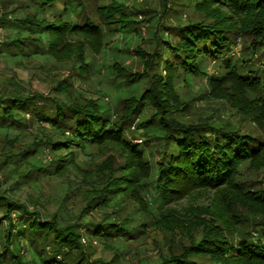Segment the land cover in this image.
<instances>
[{
    "label": "trees",
    "instance_id": "obj_1",
    "mask_svg": "<svg viewBox=\"0 0 264 264\" xmlns=\"http://www.w3.org/2000/svg\"><path fill=\"white\" fill-rule=\"evenodd\" d=\"M26 1L33 7L32 14L6 22L36 35L1 42L0 51L12 53L16 48L27 56L50 55L65 44L67 37L127 33L138 23L117 0ZM167 2L162 0L165 7ZM171 2L166 11L189 16L166 28L170 38L153 37L150 51L137 50L140 71L114 64L110 67L108 79L125 93L113 109L95 100L57 101L18 89L0 94V128L25 125L18 116L28 115L31 122L54 130L45 142L52 152L68 151L67 158L54 156L48 163L51 169L35 167L38 174H61L67 162L73 164V152L86 147L108 146L116 153L97 164V171L89 175L94 182L81 192L84 212L106 206L114 209L111 216L95 224H60L54 216L44 218L0 192V219L8 224L0 264L6 258L8 264H28L11 240L24 237L36 252V264H114L93 256L81 227L103 241L128 240L142 233V244L147 245L142 246L144 251H156L152 261L142 264H264V190H248L239 180L244 163L250 167L264 165V0ZM4 20L0 23L5 24ZM239 37L244 53L241 59L231 54L239 45ZM254 55L263 61L262 67L247 63ZM211 63L218 75L206 72ZM199 73L207 76L208 94L224 97L258 131L240 130L228 121L212 118H184L190 113L189 103L181 100L177 83ZM60 87L63 91L65 85ZM146 112L151 113L144 116ZM140 114L142 119L134 127L141 136L142 144L138 145L131 142L127 132L131 133L129 127ZM1 146L7 147V158H26L36 151L19 149L14 140H6ZM194 189L216 192L202 211L194 209L186 217L172 210L171 215L163 216L166 223L158 219L166 233L151 243L146 240L150 236L146 227L154 224L141 203L135 206L144 215L142 221L132 223L116 213L121 201L133 191L144 195L152 191L154 200L163 207ZM252 231L259 237L253 239Z\"/></svg>",
    "mask_w": 264,
    "mask_h": 264
},
{
    "label": "rangeland",
    "instance_id": "obj_2",
    "mask_svg": "<svg viewBox=\"0 0 264 264\" xmlns=\"http://www.w3.org/2000/svg\"><path fill=\"white\" fill-rule=\"evenodd\" d=\"M117 1L122 2L128 8V14L138 20L134 29L127 33L114 31L102 35L77 34L75 37H67L65 44L60 47L61 49L52 51L50 55L27 56L25 52L21 53L16 48L12 53L4 49L0 51V94L18 89L23 94L39 92L57 101L76 98L95 100L104 108L113 109L119 102L120 96H125V93L118 89L111 79H108L110 67L114 64L116 67H124L133 72L140 71L137 50L150 51L153 45L149 42L153 37L154 40L170 38L166 28L189 16V13L181 11H166L173 0H168L166 7L162 0ZM178 8L181 10L182 7L178 6ZM138 10H143V12ZM32 12L33 7L26 0H1L0 19L5 17V24L0 23L4 29L2 43L15 38L22 39L26 35H36L31 34L29 29L21 25L6 22L22 19L26 15H31ZM144 18L147 21H144ZM237 41L239 45H235L231 54H234L235 58L241 59L244 54L241 52V37ZM1 49L2 46H0ZM13 52L16 53L13 54ZM79 53L82 55L79 56ZM248 58L250 59L247 63L253 64V67L263 66V61L256 55ZM213 65V63L208 65L206 72L218 75V69L212 70ZM206 77L203 73H199L187 75L184 80L178 81L177 91L181 100L189 103L190 113L186 114L184 118L190 120L212 118L213 120L228 121L230 126L240 130H250L251 133L258 131L249 118L240 112H235V108L230 107L224 97L208 94L210 85L206 82ZM61 84L65 85L63 91H60ZM226 87L230 90L229 86ZM149 113L151 112H146L144 116ZM141 119L142 114L135 117L129 127L131 133L127 132L131 142L138 145L142 144L141 136L134 127ZM18 120H21L25 125L15 124L12 127L0 128V146L6 140H14V144L19 149H35L36 151L26 158L19 156L7 158V147H0V192L11 200L24 204L30 211H38L44 218L54 216L58 223L64 225H83L89 222L95 224L106 216H111L114 210L111 206H106L103 209L92 208L84 212L82 208L84 200L81 192L94 182V179L89 175L97 171V164L115 153L113 147L90 146L80 149L73 152V164L67 162V167L61 174L51 172L38 174L34 170L35 167L51 169L52 166H48V163L52 162L54 156L60 154L67 158L69 157L68 151L64 149L52 152L45 144L48 138L52 137L53 129L46 128L43 123L38 121L31 122V117L28 115L18 116ZM240 172L239 180L246 183V186L249 187L248 190L250 188L264 190L263 164L257 166L253 164L250 167L248 163H244ZM151 192H145L144 195L142 192L133 191L128 194L127 199L121 201L120 209L116 212L120 217H126L132 223L142 221L144 215L135 206L141 203L143 211L148 212L154 224V226L146 227L150 234L146 240L150 243L164 238L163 231L166 233V229L157 223L158 219L166 223L167 219H163V216L171 215L172 210L185 214L186 217L194 209L196 212L202 211L205 206L211 203L210 199L216 191L194 189L189 194L170 201L163 207H160L154 200V195ZM7 225L4 219H0V252L5 250V245H7V238L4 237ZM80 229L86 243H89L93 248V256L112 261L114 264H142L152 261L156 255V251H144L142 248V246H147L142 244L145 241L142 233V236L137 233L136 238L128 240L122 238L121 240L103 241L92 236L85 227ZM251 235L255 239L260 234L252 231ZM11 240L14 242L13 247L16 245V248L19 249L23 260H26L28 264H36L38 261L36 252L29 246L25 237ZM8 246L10 249V245ZM4 252L6 255L9 254L8 251ZM9 261V258H6L3 264H8Z\"/></svg>",
    "mask_w": 264,
    "mask_h": 264
},
{
    "label": "built area",
    "instance_id": "obj_3",
    "mask_svg": "<svg viewBox=\"0 0 264 264\" xmlns=\"http://www.w3.org/2000/svg\"><path fill=\"white\" fill-rule=\"evenodd\" d=\"M0 5H1V0H0ZM4 36V29L2 28V26L0 25V43L3 40Z\"/></svg>",
    "mask_w": 264,
    "mask_h": 264
}]
</instances>
